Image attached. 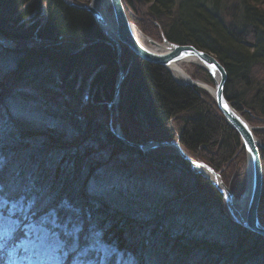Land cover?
<instances>
[{
  "label": "trees",
  "instance_id": "16d2710c",
  "mask_svg": "<svg viewBox=\"0 0 264 264\" xmlns=\"http://www.w3.org/2000/svg\"><path fill=\"white\" fill-rule=\"evenodd\" d=\"M121 1L130 22H140L137 9L148 6V19L161 22L167 42L214 57L227 75L228 103L246 121L264 123V80L255 79V71L264 70V0ZM0 35L17 45L0 48V56L13 61L0 67V168L10 181L34 185L42 201H70L100 238L98 247L121 254L120 264H169L171 258L174 264H264V240L238 230L222 198L188 165L162 149L142 155L110 135L100 106L113 95L116 53L89 14L61 0H0ZM125 52L119 120L128 141L177 140L216 172L238 150L243 156L238 135L200 90L136 58L128 67L132 57ZM83 89L90 105L78 98ZM25 100L32 106L28 114L38 117L7 109ZM254 135L264 137V131ZM259 156L262 206L264 151ZM178 162L184 170L174 167ZM114 176L124 186L107 189ZM145 179L157 187L143 186ZM150 251L162 255L147 263Z\"/></svg>",
  "mask_w": 264,
  "mask_h": 264
},
{
  "label": "water",
  "instance_id": "95a60500",
  "mask_svg": "<svg viewBox=\"0 0 264 264\" xmlns=\"http://www.w3.org/2000/svg\"><path fill=\"white\" fill-rule=\"evenodd\" d=\"M112 8V24L105 23V16L100 14L93 6L94 0L87 6L77 5L71 0H61V2L75 10L83 11L91 16L93 21L103 32L106 39V44L116 48V63H117V77L114 83L112 104L119 103V92L124 80L125 74L121 65V45L126 47L135 57L146 63L157 65L168 70L170 66L189 62L198 65L210 77L213 88L209 89L203 84L197 83L191 79L185 80L183 85L193 88H207L212 92V97L227 125L233 129L239 137L241 146L248 164V183L244 193L248 194L246 210H239L235 213L234 205L237 202L229 189H227L220 180V176L211 170L209 167L200 162L193 161L181 149L178 143L174 142H148L142 145H135L127 142L121 135V131L117 126L112 128L111 123L108 124L110 134L128 148H133L141 153L146 151L161 148L172 147L177 151V155L181 160L190 167L192 171L205 181H207L224 200L228 214L233 221L234 225L240 226L245 231L252 233L264 239V226L260 225L258 221V207L261 198L262 189V167L259 152L264 151V146L258 144L253 135V130L243 119V117L234 110L228 103L224 96V87L227 81V75L223 67L209 54L197 51L191 46H178L163 40V45L148 42V46L139 42L133 26L127 20L123 4L121 0H108ZM110 33V34H109ZM2 41L6 39L0 35ZM1 42V41H0ZM1 44V43H0ZM161 51H158V50ZM116 110V109H115ZM196 171V172H195ZM205 172V173H204ZM208 173V174H207ZM212 180L210 179V177ZM244 197H241L242 200Z\"/></svg>",
  "mask_w": 264,
  "mask_h": 264
},
{
  "label": "rangeland",
  "instance_id": "374dc122",
  "mask_svg": "<svg viewBox=\"0 0 264 264\" xmlns=\"http://www.w3.org/2000/svg\"><path fill=\"white\" fill-rule=\"evenodd\" d=\"M71 2H73L77 5H80V6H87L90 4V2H92V0H71ZM93 4H94L93 6L95 7V9L98 10L100 12V14L104 15L108 19H112V8H111L108 0H101L100 3H97L95 1ZM147 9H148V6L138 7L137 16L140 18V22L132 23L129 21V23L133 26L135 33L140 36L141 41H143V44L145 46H148V42H147L148 40L150 42L156 43L158 45H163L162 43H163V40H165V38H164L163 33L161 31V29H162L160 26L161 22L159 23L156 20L154 21L150 18L148 19ZM125 15H126V13H125ZM142 25H144L145 30H148L149 32H145ZM5 39H6L5 42L0 39V41H1L0 42L1 43L0 48L2 50L11 51L17 46L16 44L12 43L11 40H9L7 38H5ZM113 49L116 53V48L113 47ZM125 51H128L132 57L131 59H128L129 60L128 61V67H129L130 64L132 63L133 59H135V58L138 59V58L135 57L134 54H132L126 47L121 45V57H122L123 53H126ZM121 65H122V63H121ZM0 67L2 68V70L13 67V61L9 60V59H5L3 56H0ZM122 67H123V65H122ZM179 68H181V70L186 73V75H187V77H189V79H191L197 83L203 84L206 87H208L209 89L213 88L212 81L210 83L205 82L206 78L203 76V74H207V73L205 71H203L198 65H196L194 63L191 64L189 62H183V63L179 64ZM164 69L171 75L173 81L176 84H178L180 86H185V85L181 84L182 80H180L179 77L177 78L174 75H172L170 70H168L166 68H164ZM197 70H200V71H197ZM203 72H205V73H203ZM124 74H125V77H124V80L122 82V85L125 82V79L127 77L126 70H124ZM255 79L259 80V81H257V83L263 82V80H264V70L263 69H257L255 71ZM183 82H184V80H183ZM122 85H121V88H122ZM186 87H189V86H186ZM121 88H120V92H119V103L116 102L115 104H112V100H111L110 102L106 101L103 105L100 106L102 108L104 107V109L107 113L106 115H104V117L107 119V124H106L107 129L109 128L108 124H110V123H111L110 126H112V128H115L116 120H117V126L119 127V130L122 132L121 133L122 137L127 142H129L131 144L142 145V144H139L138 142L134 143L132 141H128V139L126 138L127 136H125L123 134L122 126L120 124L121 120H119L120 119L119 107L121 104ZM190 88H193V87H190ZM194 89L200 90L202 92V97H203L204 102L207 105H209L211 110H215L217 113H219L221 115V113L217 109V106H216L214 99L212 97V92L210 90H208L207 88H205V89L194 88ZM83 90L84 91H82V95L78 96V98H79L80 102L83 103L84 105H90L91 95L88 94V92L85 89H83ZM7 105H8V108H7L8 110L10 107H12L13 109L15 108L16 110H18V112H20L22 114V117H26V115L30 116L32 118L38 117L37 115H35V114H38L35 111H32L30 115L28 114V110H29V108H32V106H30V104L27 100H25L24 106L20 105L19 102L13 103V101L8 103ZM7 109H6V111H7ZM10 113H13V111L10 110ZM101 115H102V113H101ZM98 120L102 123L105 122L103 117L97 118L96 121H98ZM248 120L249 121H247V124L253 130V134L255 132L257 133V131H264V123H262V121L254 119L253 117L248 118ZM103 124H105V123H103ZM108 132H109V129H108ZM34 139H36V140H34ZM34 139L32 140V142H37L38 139L37 138H34ZM255 139L258 142V144L264 146V137L263 136L260 138L255 137ZM29 141H31V140H29ZM149 142H156V141H149ZM146 143H148V142H146ZM130 149H133V148H130ZM160 149H162L163 151H169L171 154L177 155V151L172 147L156 148V149L146 151L145 153H141L140 151H138L136 149H133V150L140 152L142 155L143 154L148 155V154H151V153L156 152V151L159 152L158 150H160ZM242 149H243V147H242ZM240 153H241V151L238 150L234 154V157H232V159L228 162V164L224 168H222L221 172H219V171L216 172L210 166L205 164L203 161L199 160L197 157L193 158L190 156V158L195 162L203 163L204 165L209 167L211 170H213L215 173H217L220 176V180L224 184V186L227 189H229V191L231 192L233 197L236 200H238L241 197H244V192L246 191L247 183H248V164H247V159H246V156L244 153V149H243L244 154L242 157H241ZM172 165H174V164H172ZM174 167H176V169H178L180 171L184 170L183 168H185V167H183V165H181V163L179 164V162L176 163V165ZM192 174L196 175L194 172ZM104 175H105V173L101 172V176H99V178L100 177L102 178ZM209 177L212 180L211 176H209ZM102 179H104V178H102ZM99 180L102 182V184H105V181H102L101 179H99ZM110 180H112V181H110ZM144 183L145 184L143 186L146 185V187H151V190H153L156 186L153 183H149V181L147 179L144 180ZM106 184H108V185H106ZM106 184H105V187L107 189L112 187L114 184H115L114 188H121L122 185L124 186L125 181L120 183L119 179L114 176L111 179L109 178L106 181ZM261 193H262V189H261ZM222 201L224 203L225 212H227V214H228L225 202L223 199H222ZM260 201H261V198H260ZM257 211H258L259 219L262 222H264V205L260 206V203H259V207H258ZM37 228L38 227H36V226L34 227L32 225L25 226V229H27V234H28L29 238L27 236H25L26 239H22L21 241H19L15 248H12V247L10 248L9 256L11 257L12 261L6 262V264H41V260L46 259V258H47V260H45V261H48V262L45 264H58L57 260L55 259V256L57 254L53 250L47 249L46 246H44L40 243V240L38 238V234L36 235ZM259 238H261V237H259ZM33 246L34 247H38V246L41 247V249H42V253H41L42 257L41 258L39 257V255H36V253L34 254V251L30 248ZM100 251H101L100 253H102L104 255L107 253L106 248H104V247H102L100 249ZM43 252H45V253H43ZM102 262H104V261H102Z\"/></svg>",
  "mask_w": 264,
  "mask_h": 264
},
{
  "label": "snow or ice",
  "instance_id": "6c2138e0",
  "mask_svg": "<svg viewBox=\"0 0 264 264\" xmlns=\"http://www.w3.org/2000/svg\"><path fill=\"white\" fill-rule=\"evenodd\" d=\"M28 225L39 226L36 235L57 254L58 264H108L97 259L95 231L70 201H42L34 185L10 181L0 168V264H6L5 249L16 247Z\"/></svg>",
  "mask_w": 264,
  "mask_h": 264
},
{
  "label": "bare ground",
  "instance_id": "6f19581e",
  "mask_svg": "<svg viewBox=\"0 0 264 264\" xmlns=\"http://www.w3.org/2000/svg\"><path fill=\"white\" fill-rule=\"evenodd\" d=\"M97 2V3H100V1L101 0H94V2ZM111 19H108L107 17H105V23L106 24H112L111 23ZM136 35V37H137V39H138V41L139 42H141V43H143V41H141V38H140V36L139 35H137V34H135ZM158 51H161L160 49L158 50ZM169 69H170V71H171V73H172V75H174L175 77H179V79L180 80H182L181 82L183 83V80L185 81V80H187L189 77H187V75H186V73L184 72V71H182L181 70V68H179V64H175V65H172V66H170L169 67ZM122 133V132H121ZM168 142H174V143H178L179 144V142L177 141V140H174V141H168ZM144 144V143H143ZM179 146H180V144H179ZM181 147V146H180ZM182 149V148H181ZM183 150V149H182ZM170 155H174V154H171L170 153ZM180 160H181V158L178 156V155H176ZM182 161V160H181ZM183 162V161H182ZM184 163V162H183ZM189 169H190V167H189ZM190 171H191V173H193L194 171H192L191 169H190ZM203 179V178H202ZM133 187V186H132ZM212 187V186H211ZM213 188V187H212ZM216 191V190H215ZM217 193V192H216ZM245 193V192H244ZM219 195V194H218ZM220 196V195H219ZM247 197H248V194H247V192H246V196L242 199V200H240V199H238V200H236L237 202L235 203V205H234V208H235V213L237 214L238 213V211L239 210H246V206H247ZM229 215V214H228ZM257 218H258V221H259V223H260V225H262V226H264V222H262L260 219H259V217L257 216ZM231 219V218H230ZM232 221V220H231ZM233 222V221H232ZM236 226V228L238 229V230H244L243 228H241L240 226H237V225H235ZM35 227V226H34ZM36 227H39V226H36ZM24 231H25V236H27L28 237V234H27V229H24ZM245 231V230H244ZM247 232V231H246ZM229 234H232V233H230V232H228ZM249 233V232H248ZM250 234H252V233H250ZM252 235H254V234H252ZM256 236V235H255ZM29 238V237H28ZM22 239H26V237H24V238H21V240ZM95 239H98V240H100V238L99 237H97V236H95ZM214 245V244H213ZM130 246H134V241L132 240V239H130V243H129V246H128V250L127 251H129V253H131L132 255H133V253L134 252H132L131 251V249H130ZM102 247H104V248H106V246H101V247H98V259H99V261H101L102 262V260H104V261H107V260H105L106 259V257H109L108 258V260L109 261H115V263L116 264H120V261L122 260V256H121V254L120 253H117L116 254V256L114 257L113 256V254L115 253V250H112V251H110V253H106L105 255L104 254H102V253H100L101 251H100V249L102 248ZM33 251H34V254L36 253V255H39V257L41 258L42 257V255H41V253H42V249H41V247L40 246H38V247H30ZM108 248H109V246L107 247V250H108ZM40 249V250H39ZM39 250V251H38ZM32 251V252H33ZM151 252V255H150V253L149 252H147V255H146V257H145V260H146V262L147 263H149V261H150V257H153V258H155V259H158V258H160V256L162 255V253L161 252H152V251H150ZM43 253H45V252H43ZM211 253V251L209 250V247H208V251H207V249H204V254L205 255H208V254H210ZM158 256V257H157ZM6 257H9V251H4V254H3V260L6 258ZM97 258V257H96ZM102 259V260H101ZM45 260H47V258L46 259H43V260H41V264H45V263H47L48 261H45ZM168 260H170V258H168ZM167 263H169V264H174L173 263V259L171 258V260H170V262H168L167 261Z\"/></svg>",
  "mask_w": 264,
  "mask_h": 264
}]
</instances>
